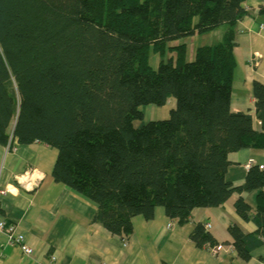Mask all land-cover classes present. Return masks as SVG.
<instances>
[{
    "label": "trees",
    "instance_id": "trees-1",
    "mask_svg": "<svg viewBox=\"0 0 264 264\" xmlns=\"http://www.w3.org/2000/svg\"><path fill=\"white\" fill-rule=\"evenodd\" d=\"M245 0H0V145L38 142L57 151L54 182L96 206L93 222L127 244L132 218L162 208L176 225L192 210L234 202L255 230L228 227L230 245L247 262L264 246V165L244 183L227 179L229 153L264 147V84L253 82L255 130L247 112L230 110L234 27L250 13ZM258 14L264 15V6ZM225 26L222 40L173 47L177 62L148 65V49ZM169 118L141 123L139 107L164 106ZM194 225L199 248L219 245Z\"/></svg>",
    "mask_w": 264,
    "mask_h": 264
},
{
    "label": "crops",
    "instance_id": "crops-1",
    "mask_svg": "<svg viewBox=\"0 0 264 264\" xmlns=\"http://www.w3.org/2000/svg\"><path fill=\"white\" fill-rule=\"evenodd\" d=\"M261 6L264 0L242 3L250 15L234 27L235 66L230 94V110L249 113L255 130H260V124L255 114L253 82L264 84V15L258 14ZM220 28L222 31H218ZM225 30L221 26L202 37H190L197 38L199 46L215 45ZM213 33L214 38L210 35ZM56 157L55 149L38 142L14 145L12 150L0 145V223L10 225L14 235L23 236L32 249L31 255L24 256L11 234L0 230L1 264H264V246L244 262L232 246L223 244L229 241L227 229L233 224L244 233L255 230V225L242 220L234 208L239 196L254 206L255 192L234 193L217 207L196 208L184 225L170 221L162 208H157L149 221L134 217L133 235L124 244L93 222L96 206L92 202L54 182ZM227 159L226 179L234 187L240 186L250 166L264 165V147L229 153ZM197 223L209 225L208 231L222 247L216 254L189 239Z\"/></svg>",
    "mask_w": 264,
    "mask_h": 264
},
{
    "label": "rangeland",
    "instance_id": "rangeland-1",
    "mask_svg": "<svg viewBox=\"0 0 264 264\" xmlns=\"http://www.w3.org/2000/svg\"><path fill=\"white\" fill-rule=\"evenodd\" d=\"M218 31H222V28L218 29ZM202 35L199 37H202ZM210 35L212 38H214V33ZM179 41L180 40H172L170 42H167L164 47H158L157 49L155 48L156 46L154 44H150L147 53L148 65L150 66V68L156 70L160 62L166 63L169 62V60H172V63L175 65L178 56L175 48L173 47L177 46L179 44ZM183 41L185 42L184 45L187 49L185 61L190 62L195 58L196 50L200 47L198 45V39L194 37H187L186 39H183ZM169 101L170 102H167L164 106H156L151 104L140 106L139 109L142 112L143 117L142 120H135L133 122L134 127H138L141 123L165 120L169 118L170 110L175 108L176 106V102L173 97H170Z\"/></svg>",
    "mask_w": 264,
    "mask_h": 264
},
{
    "label": "built area",
    "instance_id": "built-area-1",
    "mask_svg": "<svg viewBox=\"0 0 264 264\" xmlns=\"http://www.w3.org/2000/svg\"><path fill=\"white\" fill-rule=\"evenodd\" d=\"M264 27V26H263ZM2 192V191H1ZM4 192H2L3 194ZM172 224H169L168 227H170ZM204 228L206 230L209 229V225L206 224L204 226ZM0 230L1 231H6L8 234H11L12 236V240L14 241V243L18 244L20 246V248L22 249L23 251V254L24 256H29L31 255L32 253V249L30 248V246L26 243L25 239L23 236L21 235H14V229L10 226V225H7L3 222L0 223ZM221 246L220 245H216V246H213L211 247L209 250L212 254H216L218 251L221 250ZM1 264V263H0Z\"/></svg>",
    "mask_w": 264,
    "mask_h": 264
}]
</instances>
